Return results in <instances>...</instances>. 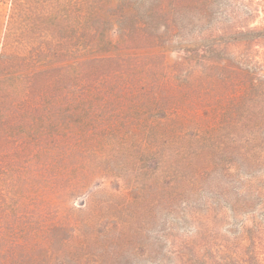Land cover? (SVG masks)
Wrapping results in <instances>:
<instances>
[{
    "label": "rangeland",
    "instance_id": "obj_1",
    "mask_svg": "<svg viewBox=\"0 0 264 264\" xmlns=\"http://www.w3.org/2000/svg\"><path fill=\"white\" fill-rule=\"evenodd\" d=\"M93 24L110 71L49 91L48 121L17 99L0 264H264V0H0V51ZM136 24L162 39H118Z\"/></svg>",
    "mask_w": 264,
    "mask_h": 264
},
{
    "label": "trees",
    "instance_id": "obj_2",
    "mask_svg": "<svg viewBox=\"0 0 264 264\" xmlns=\"http://www.w3.org/2000/svg\"><path fill=\"white\" fill-rule=\"evenodd\" d=\"M153 12L149 13L151 21H154ZM156 21V20H155ZM149 28H156L157 23L152 22ZM106 29V31H105ZM69 34L66 38H62V34L56 30H53L52 35L55 37V44L43 43L41 46L35 45L29 41H23L22 43L14 42L10 43V40H4L2 50L0 51V160L1 149L5 140L4 136L12 135L14 128L10 127V123L14 124L16 117L15 107L19 100L25 105L23 108H30L32 110V119L41 120L47 116V121L54 116V112L44 113L40 109L42 103L50 99L53 88L66 86H77L80 83H84L83 86H93L95 82H85L81 80L84 74L93 75L96 72L95 68L109 69L113 65L114 60H111V54L104 57H98L95 54L105 51L108 47L112 50L116 49L117 43L113 41L111 44V29L106 28L102 24H93L84 26L80 30H74V27L67 30ZM120 33L118 39H126L132 36L133 40H142L145 42H159L162 39V35H152L146 30V26L134 25L131 29L120 28L116 33ZM168 34L172 33V28L167 31ZM10 37L11 32H8ZM116 35V34H115ZM121 36V37H120ZM116 44V45H115ZM56 48V49H55ZM61 48L66 49L68 58V69L66 73H62L58 77L52 73V70L48 68L52 65V57H54L53 50L59 51ZM109 53V52H108ZM99 63L100 65H97ZM107 63L106 67L101 64ZM101 66V67H99ZM36 67V68H35ZM88 72H85V70ZM126 69V68H125ZM73 71H76V76L80 77V80L71 79ZM63 77L62 82L59 80ZM30 79L29 85L33 87L31 93L24 95L20 98V92L22 91L23 80ZM44 92L35 94L34 92ZM263 94V93H261ZM53 98V97H52ZM51 98V100H52ZM4 109L5 117L1 116V111ZM7 111V112H6ZM3 112V111H2ZM8 113V114H7ZM9 116V117H8ZM6 122L7 123L6 125ZM47 135L46 133H44Z\"/></svg>",
    "mask_w": 264,
    "mask_h": 264
}]
</instances>
